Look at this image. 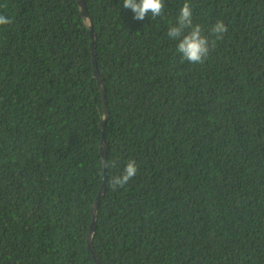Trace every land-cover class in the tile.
Instances as JSON below:
<instances>
[{
	"label": "trees",
	"instance_id": "16d2710c",
	"mask_svg": "<svg viewBox=\"0 0 264 264\" xmlns=\"http://www.w3.org/2000/svg\"><path fill=\"white\" fill-rule=\"evenodd\" d=\"M83 2L104 128L77 0H0V264H97L103 183L102 264H264V0H187L201 64L167 36L186 0Z\"/></svg>",
	"mask_w": 264,
	"mask_h": 264
},
{
	"label": "clouds",
	"instance_id": "9594fccd",
	"mask_svg": "<svg viewBox=\"0 0 264 264\" xmlns=\"http://www.w3.org/2000/svg\"><path fill=\"white\" fill-rule=\"evenodd\" d=\"M123 7L131 10L134 19L144 20L149 14L157 17L162 14L163 0H123ZM10 18L0 15V26L11 24ZM227 26L223 21L218 20L211 28L215 39H222L227 32ZM167 36L172 40H178L177 53L182 61L192 64H201L207 59L210 52V43L207 36L202 32L200 25L193 24V12L190 3L186 2L181 7L176 18V23L167 30ZM102 165L108 168L116 167L115 160H104ZM137 165L134 160H129L120 175L111 177L109 183L113 190L125 186L137 173Z\"/></svg>",
	"mask_w": 264,
	"mask_h": 264
},
{
	"label": "water",
	"instance_id": "95a60500",
	"mask_svg": "<svg viewBox=\"0 0 264 264\" xmlns=\"http://www.w3.org/2000/svg\"><path fill=\"white\" fill-rule=\"evenodd\" d=\"M77 3L79 5L80 13H81V15L83 17V20L87 24V27H88L89 33H90V37H91L90 47H91V51H92V64H93L94 76L99 81L100 89H101V93L103 95V101H104L103 102L104 117H103V120H102V128H104V123H105V120H106V118L108 116V109H107V105H106L105 98H104V85L101 82L100 75L98 73L97 66H96V61H95L94 34H93V30H92V27H91V24H90V20H89V17L87 15L83 0H77ZM99 152L101 154L102 161H104L105 160V153H106V142H105L104 134H102V138H101V141H100V151ZM104 169H105V166H104ZM104 181H105V178H104ZM103 192H104V183H103V185H102V187H101V189L99 191L97 199L95 200V202H94V204L92 206L93 217H92L91 225L89 226L90 228H89L88 233H87V241H86L87 247L91 250L93 258H94V260H95V262L97 264H102V263L100 262V260L98 259L97 255L95 254V252L92 249V236H93V230H94V226H95L96 209H97V206H98V201H99L101 195L103 194Z\"/></svg>",
	"mask_w": 264,
	"mask_h": 264
}]
</instances>
